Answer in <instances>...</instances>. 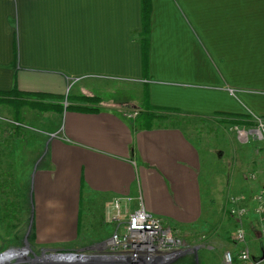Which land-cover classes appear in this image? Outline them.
<instances>
[{
  "label": "crops",
  "instance_id": "1",
  "mask_svg": "<svg viewBox=\"0 0 264 264\" xmlns=\"http://www.w3.org/2000/svg\"><path fill=\"white\" fill-rule=\"evenodd\" d=\"M147 2L144 59L142 0H0V91L14 81L21 91L54 97L69 85L79 90L71 109L41 110L50 112L44 121H53L49 131L40 130L49 135L42 163L30 174L29 195L15 196L0 176V224L10 231H0V264H120L42 261L54 253L86 252L107 239L114 225L105 221V206L118 195L131 197L124 216L142 202L165 223L190 227L191 234L209 223L202 215L199 146L179 127L137 130L126 115L132 109L124 106L136 104L138 110L149 103L192 114L264 118V0ZM110 81L135 86L106 88ZM102 91L113 94L104 101ZM44 101L59 104L53 97ZM16 122L4 123L8 132ZM5 147L1 141L0 150ZM244 165L239 158L228 162L218 179L225 188L211 199L221 207L240 196L249 212L223 215L212 234L225 249L245 246L254 264H264L260 218L252 210L253 195L264 191V169L254 171L253 179ZM29 220L33 237L25 251L32 227L26 235L27 227L18 226ZM106 224L111 229L104 236ZM237 229L244 232L243 243L233 240ZM8 251L21 257L14 262L18 254ZM222 253L185 251L168 264H214Z\"/></svg>",
  "mask_w": 264,
  "mask_h": 264
},
{
  "label": "rangeland",
  "instance_id": "2",
  "mask_svg": "<svg viewBox=\"0 0 264 264\" xmlns=\"http://www.w3.org/2000/svg\"><path fill=\"white\" fill-rule=\"evenodd\" d=\"M75 82L76 81H73L72 84ZM118 85L120 88L125 86H135L132 83H124L122 81H119V83L110 81L108 83L106 82L105 87L112 89V87H116ZM105 91H102L99 94V96L104 101L110 98V96L113 94L106 93ZM78 92V85H69L68 89H66V92L64 91L63 95H57L60 98L55 96L54 99L59 101V104L62 108H65L68 103L74 101V98L79 94ZM67 95L69 101H67ZM124 107H126V109H132L128 112H131L132 114L136 113V104L125 103ZM47 115H50V112H46L45 114L41 110L30 109L28 107H22L17 110L11 106L0 104V123H2L0 124V138H7L6 135H9L10 133L7 131V129L10 126L4 123H13L15 122L13 121L14 118L22 120V126L24 127V130L19 129V133L23 138L17 137L10 147H5L3 151L0 150V176L10 173L12 178L16 179L17 182L22 183V187H24L23 184L25 182L27 184L30 183V174L42 163V152H44L43 145L49 135L45 133L46 131L41 132L40 130H48L50 127H52L48 123L52 122L53 120L44 121V116ZM261 118L264 119L263 117ZM250 121L252 122L250 125L235 124L231 122V120L229 122L223 117L210 114L207 116H200L198 118L194 117L191 119L189 124L184 126L187 136L191 141L199 146V152L201 154V172L199 180L202 192V215L204 220L209 222L208 224H204L205 227L202 228V231L199 233L195 232L194 234L189 232L190 230H188V228L190 227H187L184 230L178 227L176 224H168L170 227L175 229L176 233L182 238L186 251L226 250L225 247H223L221 238L218 236H214L215 238H213L214 234L212 233H214L215 228L221 224V217L223 215L228 216L229 213L227 208L229 207V201L227 204H223L220 207L215 199L216 197L214 196V199H211V195L214 191L218 192L221 187L225 188L224 185L220 186L223 182H219L220 180L218 179L224 177V172L228 171L226 170L228 167V162L230 163L231 161H234V159H244L245 165L243 170L245 171L247 169L245 171L246 175L251 173L249 177L253 179L257 177H255L256 171L264 169V137L259 138L258 134L253 131L254 126H256V120L251 119ZM5 130L6 132L4 133ZM240 130H247L248 135L246 137L239 136L238 132ZM242 155L244 158H242ZM258 164L260 165L258 166ZM22 190L26 195H29V191H25L23 188ZM1 192L2 189H0V193ZM230 192L231 194L234 193V188H231ZM108 202L106 203V206ZM25 217L26 216H24L23 219H25ZM31 221L32 220H29V222L24 221L18 226L22 231H25V228L27 227L26 235H28L29 229L32 227L29 236L33 234V226L31 225ZM107 225L108 224H106V227L101 231L102 235L104 236L109 233L111 229V227ZM18 227L16 228L17 230H19ZM8 230L0 224L1 232L6 233ZM29 236L27 237L28 241L26 240L27 249H25V251L31 250L29 244L32 242V238ZM97 244H94L90 248L83 249L82 251H86V253H94V248ZM8 252H16L18 254L17 257H15L16 259L14 262L18 261L17 258L21 257L19 251ZM92 260L98 261L95 258H92Z\"/></svg>",
  "mask_w": 264,
  "mask_h": 264
},
{
  "label": "built area",
  "instance_id": "3",
  "mask_svg": "<svg viewBox=\"0 0 264 264\" xmlns=\"http://www.w3.org/2000/svg\"><path fill=\"white\" fill-rule=\"evenodd\" d=\"M233 93L232 89H229ZM253 131L259 138L264 137V119L258 116ZM18 125V123H14ZM239 136L246 137L247 130H240ZM255 206L253 213L260 218L261 236L264 244V191L259 190L253 195ZM131 200L129 196H114L105 207V221L112 223L114 229L107 239L98 243L94 253H82L107 262L120 264H168L182 255L186 248L176 230L166 224L161 217L148 212L143 203L124 216L123 205ZM240 196L229 197L228 213L231 216L243 217L249 209L241 203ZM233 240L243 243L245 235L241 229L233 234ZM233 252L226 249L220 261L214 264H254L250 252L245 246H239ZM81 254V253H80ZM262 259L264 260V253Z\"/></svg>",
  "mask_w": 264,
  "mask_h": 264
},
{
  "label": "trees",
  "instance_id": "4",
  "mask_svg": "<svg viewBox=\"0 0 264 264\" xmlns=\"http://www.w3.org/2000/svg\"><path fill=\"white\" fill-rule=\"evenodd\" d=\"M142 19H143V31L141 33L142 37V43H144L143 47V56L144 59L146 58V46L148 43V25L147 21L149 18V5L147 0H142ZM46 97H53V95L50 94H44V93H32V92H24L17 88L15 81L10 90L7 91H0V104H5L8 106H11L12 108H16L19 110L22 107H28L30 109H38V110H57L61 111L62 107L58 103H47L44 101ZM57 98H60L56 96ZM62 98V97H61ZM82 100H88L92 101L94 103H98L100 101V98L97 96H85L82 95L80 97ZM67 101L68 95H67ZM66 109H71V105L68 103L65 107ZM83 110H90V111H97V107H83ZM127 119L130 125H132L134 128L138 129H150L153 127L158 126H170V127H179L184 130V126L186 124H189L192 118H198L200 116H207L205 114H192V113H186L183 112L177 108H169V107H159V106H153L149 103L144 104L141 106L140 109L136 110L135 114H132L131 112H128ZM210 115V114H209ZM211 115L223 117L225 120H228L230 122H233L235 124H252L250 121L251 119H246L245 117L240 116H234L230 115L228 113L223 112H215ZM14 121L22 123L20 119H15ZM10 126V125H9ZM12 130L9 135L7 136V139L4 137H1L0 140L3 141L6 146L12 145V140L15 137L21 136L19 129L21 127L19 125H11ZM6 130L4 131V133ZM0 141V145H1ZM2 184L6 185V188H9L10 192L14 194L15 196H19V191H22V188L25 191H28V185L27 183L23 184L24 187H22V183L17 182L16 179L11 177L10 173L3 174L2 176ZM22 187V188H20ZM3 188V186H2ZM21 189V190H20ZM26 194H22L21 196H25ZM27 196V195H26ZM33 237V235L29 236Z\"/></svg>",
  "mask_w": 264,
  "mask_h": 264
},
{
  "label": "water",
  "instance_id": "5",
  "mask_svg": "<svg viewBox=\"0 0 264 264\" xmlns=\"http://www.w3.org/2000/svg\"><path fill=\"white\" fill-rule=\"evenodd\" d=\"M25 250V249H24ZM20 252V251H19ZM17 256V255H15ZM90 256L87 254L78 253H54L49 257H43L42 261L55 262V263H79L83 260H88ZM4 259L3 257H1ZM39 260V259H38Z\"/></svg>",
  "mask_w": 264,
  "mask_h": 264
},
{
  "label": "flooded vegetation",
  "instance_id": "6",
  "mask_svg": "<svg viewBox=\"0 0 264 264\" xmlns=\"http://www.w3.org/2000/svg\"><path fill=\"white\" fill-rule=\"evenodd\" d=\"M35 261H36V259H35Z\"/></svg>",
  "mask_w": 264,
  "mask_h": 264
}]
</instances>
